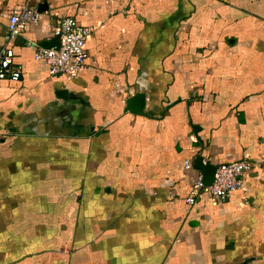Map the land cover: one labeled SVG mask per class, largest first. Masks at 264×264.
Segmentation results:
<instances>
[{
  "label": "crops",
  "instance_id": "obj_1",
  "mask_svg": "<svg viewBox=\"0 0 264 264\" xmlns=\"http://www.w3.org/2000/svg\"><path fill=\"white\" fill-rule=\"evenodd\" d=\"M25 4L38 24L6 41ZM91 26L50 74L55 20ZM0 264H264V170L226 201L200 172L264 157V0H0Z\"/></svg>",
  "mask_w": 264,
  "mask_h": 264
},
{
  "label": "built area",
  "instance_id": "obj_2",
  "mask_svg": "<svg viewBox=\"0 0 264 264\" xmlns=\"http://www.w3.org/2000/svg\"><path fill=\"white\" fill-rule=\"evenodd\" d=\"M39 21L40 12L37 8L25 4L20 10L10 14L5 40L16 37L25 24L36 25ZM92 30L91 26L78 25L72 16H62L55 20L51 29V33L58 38V44L48 47L35 45L34 57L47 64L50 74L75 76L84 68V44ZM21 71V66L13 60L12 48L4 44L0 48V79L16 81L20 78ZM256 170H264V157H242L220 162L216 165L209 184L203 182L202 174L198 172L188 187L187 202L193 204L204 191L215 201H226L243 184L244 175Z\"/></svg>",
  "mask_w": 264,
  "mask_h": 264
},
{
  "label": "water",
  "instance_id": "obj_3",
  "mask_svg": "<svg viewBox=\"0 0 264 264\" xmlns=\"http://www.w3.org/2000/svg\"><path fill=\"white\" fill-rule=\"evenodd\" d=\"M38 11H40L41 10V5H39V7H38V9H37Z\"/></svg>",
  "mask_w": 264,
  "mask_h": 264
}]
</instances>
